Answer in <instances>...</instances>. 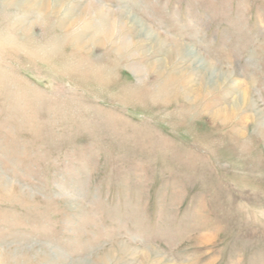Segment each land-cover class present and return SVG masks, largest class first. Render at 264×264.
Segmentation results:
<instances>
[{
  "label": "rangeland",
  "instance_id": "obj_1",
  "mask_svg": "<svg viewBox=\"0 0 264 264\" xmlns=\"http://www.w3.org/2000/svg\"><path fill=\"white\" fill-rule=\"evenodd\" d=\"M0 264H264V0H0Z\"/></svg>",
  "mask_w": 264,
  "mask_h": 264
}]
</instances>
